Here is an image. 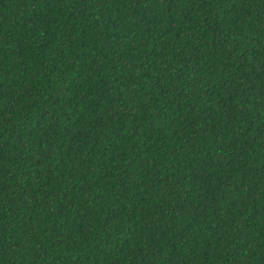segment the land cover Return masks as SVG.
<instances>
[{"label": "trees", "instance_id": "16d2710c", "mask_svg": "<svg viewBox=\"0 0 264 264\" xmlns=\"http://www.w3.org/2000/svg\"><path fill=\"white\" fill-rule=\"evenodd\" d=\"M0 264H264V0H0Z\"/></svg>", "mask_w": 264, "mask_h": 264}]
</instances>
